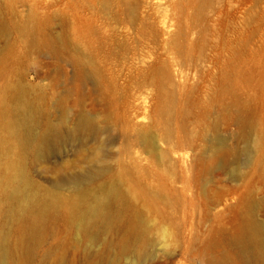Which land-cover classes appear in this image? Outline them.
Here are the masks:
<instances>
[{
	"label": "bare ground",
	"instance_id": "1",
	"mask_svg": "<svg viewBox=\"0 0 264 264\" xmlns=\"http://www.w3.org/2000/svg\"><path fill=\"white\" fill-rule=\"evenodd\" d=\"M158 2H171L176 15L173 23L162 21L161 35L167 36L160 41L167 46V57L158 56L149 62L147 51L127 42L130 27L109 29L98 22L96 12H76L69 30L74 37L68 38L72 70L65 82L55 83L53 110L36 105L31 94L37 90L27 84L13 83L4 89L0 124L6 134L0 137V151L7 152L8 157L3 168L0 160V189L4 187L5 200L10 204L8 220L28 225L19 227L21 235L15 245L9 230L0 228V264H32L33 245L44 236L46 223L56 220L50 219L52 216L62 218L63 231L72 246L89 250L84 255L92 264H101L96 261L99 255L92 253L98 245L107 251V264H117L128 251L136 260L146 257L144 248L153 243L150 232L158 227L151 226L143 210L132 202L141 201L146 211L164 214L160 204L171 206L174 191L172 185L162 183L158 172L157 187L143 185V159L149 165L152 161L158 165V160L172 174L176 171L173 161L189 170L183 153L191 151L200 175L229 170L232 179H239L242 168L253 164L252 175L264 185V126L261 123L258 131L248 123L243 106L231 113L229 110L238 103L226 102L246 75L249 39L245 26H235V21L221 36L219 18L226 0ZM112 4L126 10L128 18L121 21L134 24L139 20L137 0H100L99 6L108 12ZM242 22L246 24V19ZM141 25L142 31L148 28L143 22ZM170 26H175L171 34ZM26 30L34 31V27ZM44 42L42 39L40 49ZM54 43L53 52L60 51L61 36ZM121 61L128 65V82L122 81L115 69ZM138 75L141 86H156L158 91L157 105L144 115L149 118L147 124L140 123L146 97L137 93ZM42 92L39 87V100L45 99ZM220 113L231 114L230 119H223L238 125L241 138L248 139V131L256 134L254 149L246 145L240 151L245 159L240 160V152L220 136ZM67 141L72 155H82L86 165L79 160L70 163L66 155H59L51 161L52 170L62 175L49 187L40 186L26 170V158L46 164L50 153ZM175 181L176 177L171 184ZM245 187L249 190L247 207L228 243L250 264H264V220L257 215L264 209V194L256 198V190L252 191L249 184ZM124 212L129 215L127 219H121ZM17 248H22L19 255Z\"/></svg>",
	"mask_w": 264,
	"mask_h": 264
},
{
	"label": "rangeland",
	"instance_id": "2",
	"mask_svg": "<svg viewBox=\"0 0 264 264\" xmlns=\"http://www.w3.org/2000/svg\"><path fill=\"white\" fill-rule=\"evenodd\" d=\"M158 1L137 0L139 20L131 24L120 20L128 18L123 6L112 4L110 10L105 12L100 9V0H0V99L8 85L22 82L37 90L31 94L36 105L42 106L48 112L53 110L52 101L57 93L54 92L55 83L65 82L71 74L68 38L74 37L73 31L69 30L72 17H77L78 13L96 12L99 16L98 22L108 25L109 29L127 30L130 27L127 42L147 51L151 55L148 57L149 62H154V58L158 56L167 57V46H163L160 41L167 36L161 35L162 21L173 23L176 21V15L171 2L160 4ZM90 3L93 7L89 8ZM242 19H246V24ZM235 21V26L244 25L246 28L249 39L246 48L248 59L244 80L236 85L233 96L226 102L238 103L229 110L231 113H234L237 107L243 106L248 123L253 127L255 125L259 131L260 124L264 126V0H226L219 18L221 36L225 35L227 28L234 25ZM142 22L148 27L144 31ZM30 27H34V31L27 32L26 29ZM167 29L171 34L175 26ZM58 36L62 38V49L53 52L52 46ZM33 39L34 43L31 42ZM42 39L45 40V45L40 49ZM115 66L116 71L121 74V80L128 82L131 78L128 65L121 61ZM136 81L139 86L137 93L146 97V103L140 113V123L147 124L149 118L144 115L157 105L158 91L156 86H141L143 81L139 75ZM39 87L45 95L44 100L37 98ZM85 91H88L87 88ZM1 107L2 102L0 111ZM230 115L219 114L220 136L239 152L246 145L254 149L256 134L252 136L253 133L248 131V139L241 138L238 125L232 120L223 119H230ZM243 133L245 134L244 131ZM5 134L3 124H0V137L3 138ZM71 149L72 146L67 141L50 153L46 164L32 163V159L27 157L25 168L40 186L49 187L51 181L62 175V172L52 170V159L63 154L68 157L70 163L77 164L78 160L83 162L82 155H72ZM83 152L84 155L87 153ZM183 156L189 170L181 169L180 162L173 161L176 171L172 174H168L167 165L160 164L158 160V165H152L153 161L149 165L147 159L142 160L144 169L140 176L143 185L157 187L160 182L156 172L161 173L162 183L166 186L172 185L173 204L166 206L161 203L160 207L165 208V213L160 214L146 211L141 201L132 202L133 206L143 210V217L151 226L158 227V230L150 232L153 243L144 248L146 257L136 260L135 254L128 251L118 257L117 264H250L243 257L237 256L230 249L228 242L247 207L249 190L245 186L249 184L254 189L252 191L256 190V198L264 194V185L260 178L252 175L253 164L242 168V176L239 179H232L229 170L204 176L196 171V161L192 160L191 151H184ZM7 157V152L0 151L2 168ZM238 157L243 160L246 155L240 152ZM108 163L114 167L112 160ZM81 164L86 165L84 162ZM192 167L195 168L194 171L191 170ZM175 177L177 181L171 184ZM3 189L4 187L0 189V228L9 230L10 241L15 245L21 235L19 227H26L28 223L8 220L11 219L10 204L5 200ZM257 215L264 220V209L259 210ZM128 217V213L124 212L121 219ZM50 219L56 220L46 223L44 236L41 235L33 245L32 264H92L86 261L85 255L89 252L86 247L75 248L71 245L66 232L63 231L62 218L52 216ZM17 250L19 252L16 255L21 254L22 248ZM92 253L94 256L99 255L96 261L107 264L109 257L102 245L94 246ZM227 253H230V257L226 256Z\"/></svg>",
	"mask_w": 264,
	"mask_h": 264
}]
</instances>
